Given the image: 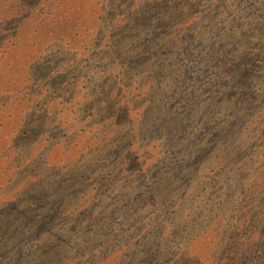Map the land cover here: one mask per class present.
<instances>
[{
	"label": "rangeland",
	"instance_id": "374dc122",
	"mask_svg": "<svg viewBox=\"0 0 264 264\" xmlns=\"http://www.w3.org/2000/svg\"><path fill=\"white\" fill-rule=\"evenodd\" d=\"M0 31V264H264V0H0Z\"/></svg>",
	"mask_w": 264,
	"mask_h": 264
},
{
	"label": "trees",
	"instance_id": "16d2710c",
	"mask_svg": "<svg viewBox=\"0 0 264 264\" xmlns=\"http://www.w3.org/2000/svg\"><path fill=\"white\" fill-rule=\"evenodd\" d=\"M6 17V16H5ZM208 18V16L206 15L205 16V19H207ZM161 19L160 18H158V21L156 22V23H161ZM231 24H233V29H235L234 28V25H235V23L234 22H231ZM142 25L144 26V27H146V29H143L142 28ZM221 25V24H220ZM225 25H226V27H229V24L227 23H225ZM140 28V30H141V32L142 33H144V36H143V39H144V37H145V35L147 36V38H155V37H158V34L156 33V29L157 28H155V26L154 25H152V30L150 31V32H147V29H149V27H147L146 26V24L145 23H142L141 24V26L139 27ZM138 30V28H136L135 29V31H137ZM224 31V30H223ZM2 31H0V33H1ZM153 33H155V34H153ZM225 33V32H224ZM234 33V32H233ZM234 35H235V33H234ZM142 36H138L139 38H142ZM238 39H240V36H243V35H238V34H236L235 35ZM3 39V38H2ZM3 41V40H2ZM219 44V43H218ZM228 43H222V45L221 44H219V50H225L226 48H225V46L227 45ZM222 52V51H221ZM247 55V54H246ZM246 55H243L242 57H240V59H238L237 57L236 58H234V59H232V64H235L236 66H237V68H236V71L238 72V73H236V76H238V80L241 82H244V81H248V80H250L251 79V77L254 75V71H253V68H251V67H249L248 65H246V63L248 62V61H253L254 60V58H249L250 60H247V56ZM249 57V56H248ZM220 61H223V59H221ZM219 62V61H218ZM249 95L247 92H244V93H242V97H241V99L245 96V95ZM249 100H251L250 98H249ZM252 107V106H251ZM225 133L226 134H229V133H231V130H229L228 128L225 130ZM6 141L7 142H9L7 139H6ZM27 160H28V158H27ZM167 160H168V162L170 163V164H173V167H175V169L176 170H179V168H181L180 167V164L179 163H176L175 162V160H174V158H167ZM168 162H166V163H168ZM165 164V163H164ZM185 164H187V163H185ZM182 176H181V174H179V172L176 174V176H175V179H180ZM151 197V203H155L154 205L155 206H157V205H160L161 206V209L162 208H165L166 207V205H167V203L164 201V202H160V199L159 198H157V196H156V194L155 195H153V196H150ZM159 201V202H158ZM159 210H160V208H159Z\"/></svg>",
	"mask_w": 264,
	"mask_h": 264
}]
</instances>
